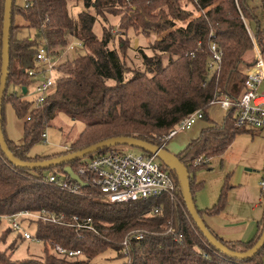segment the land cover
<instances>
[{
  "label": "trees",
  "instance_id": "obj_1",
  "mask_svg": "<svg viewBox=\"0 0 264 264\" xmlns=\"http://www.w3.org/2000/svg\"><path fill=\"white\" fill-rule=\"evenodd\" d=\"M70 1L12 2L9 74L1 100V118L3 133V112L6 103H10L16 116L23 119L19 144L3 133L10 151L22 161L65 155L114 136H131L159 146L164 136L190 112L200 109L203 119L211 121L207 113L210 101L239 98L246 71L253 63L249 58L254 41L264 53V21L257 15L264 0L196 3L193 0H75V5L82 3L76 15L68 10ZM3 3L0 0V55ZM110 16L118 17L116 39L110 31L113 25L106 27ZM17 18L21 21L17 22ZM249 20L255 22L254 29L250 28ZM97 21L102 22L100 35L94 32ZM131 33L153 38L145 46L150 54L138 49L139 68L126 67V54L122 53L124 40L129 41ZM74 40L82 41L83 52L73 57L67 47ZM114 42L118 48L113 46ZM212 44L221 52L218 70L208 67ZM39 47L58 62L51 68L50 93L42 103L34 105L24 98L22 91L31 83L26 69L35 64ZM129 72L131 75L126 77ZM58 113L84 122L82 132L61 151L31 155V147L45 138L44 128ZM245 128L235 126V110L230 108L220 123L211 121L197 138L174 155L191 175L205 165H194L197 158L220 155L232 144L235 135L248 131ZM107 152H113L112 147L99 149L86 158ZM143 155L151 154L144 150ZM87 159L33 170L11 164L0 149V215L45 210L62 216V224L40 220L27 223L34 224V235L41 236L44 257L40 260L13 259V251L24 239L15 235L8 243L11 228L1 230L0 264H98L94 259L106 250L114 252V259L124 258L120 264H264V246L253 258L236 260L207 242L187 211L178 176L163 163L174 180L176 202L167 194L110 202L88 184L82 186L80 194H73L48 182V175L57 179L70 177L64 171L68 166L77 174ZM192 177L189 180L193 195V184H202L195 183ZM224 188L228 190L229 186ZM226 189L212 207L197 209L201 218L222 211ZM72 216L78 220L90 218L96 232L67 225ZM263 226L264 215L258 234L248 242L221 238L207 227L227 248L244 251L257 241ZM131 230L142 232L144 237L132 238L125 255L121 242ZM56 244L67 251L79 250L81 254L69 257L58 253Z\"/></svg>",
  "mask_w": 264,
  "mask_h": 264
},
{
  "label": "built area",
  "instance_id": "obj_2",
  "mask_svg": "<svg viewBox=\"0 0 264 264\" xmlns=\"http://www.w3.org/2000/svg\"><path fill=\"white\" fill-rule=\"evenodd\" d=\"M199 0H193L198 2ZM236 2V0H234ZM249 28H247V31ZM83 47L80 40H74L68 44L67 50L76 54L78 48ZM212 52L211 62L208 64L210 70H218V63L221 60V52L216 49L215 44L211 45ZM253 63L246 71V78L243 91L239 98L230 100L227 97L210 101V104L219 105L226 113L230 108L235 110V126L253 127L255 129H264V90L260 87L264 85V53L256 44H254ZM35 64L26 69L27 75L33 81V90L36 94L32 101L34 105L42 103L44 98L52 89L53 76L51 68L56 64L57 60H52L47 56L43 47H39L35 54ZM204 113L200 109H196L181 119L175 126L164 136L162 146L171 139L177 132L189 129V127L197 120L202 119ZM152 155L135 154L132 152L124 153L114 150L100 154L97 157L84 161L83 167L77 171L83 183L96 188L102 196L108 198L110 202H126L136 199H146L157 197L161 194H167L170 200L177 201L174 180L158 163ZM208 159L202 157L197 158L193 163L200 165L207 162ZM89 175V176H88ZM90 177V178H89ZM48 182L57 185L61 190L73 194L81 193V184L72 177L56 178L54 175H48ZM261 189H264V180L259 182ZM0 219H4L9 223L12 233L19 235L22 239H35L39 241L41 236L30 233L26 224L30 221H44L50 223L62 224V216H54L45 210L33 212L30 210L18 211L9 214L0 215ZM67 225L74 226L78 229L96 230L91 223L90 218L78 220L76 216H72ZM28 226V224H27ZM121 242L122 252L128 254L129 243L132 238L143 239V233L131 230L124 236ZM42 240V239H41ZM55 250L58 253H66L69 257L80 255L79 250H65L61 245L56 244Z\"/></svg>",
  "mask_w": 264,
  "mask_h": 264
},
{
  "label": "rangeland",
  "instance_id": "obj_3",
  "mask_svg": "<svg viewBox=\"0 0 264 264\" xmlns=\"http://www.w3.org/2000/svg\"><path fill=\"white\" fill-rule=\"evenodd\" d=\"M75 0H71L68 2V10L72 15H76L82 7V3L79 1L77 5H75ZM258 19L262 22L264 21V3L257 11ZM19 19V18H18ZM117 20L118 17L110 16L108 17V21L106 23V27H111V32L114 34V38L116 39V30H117ZM250 28L254 29L255 22L253 20H249L248 22ZM94 32L97 35H100L102 32V22H95ZM115 32V33H114ZM124 40L125 51H122L123 54H126L125 57V65L126 67L139 68L140 61L137 60L138 49H143L146 53L150 54L147 51L146 47L148 43H150L153 38L143 36V34L135 35V33H131ZM254 41V40H253ZM254 44L257 45L256 41L253 43L252 54L249 60L252 61L254 51ZM113 46L118 48V43L114 42ZM112 47V44L110 48ZM258 47V45H257ZM259 48V47H258ZM83 52V47L78 48L75 52H68L70 56H76ZM131 73H127L126 77H129ZM28 91L23 94L25 99L34 100L36 94L34 93L33 87L31 84L28 86ZM260 90H264V85L260 87ZM17 93L20 92L16 88ZM223 98V97H222ZM211 107L216 108V111L220 116L222 115V110L219 108L220 106L217 104H208L207 111H209L210 115H212L210 109ZM12 108L10 103H6L5 109ZM214 114V113H213ZM216 114V113H215ZM214 114V115H215ZM204 124V120H198L193 123L189 129L184 131L177 132L171 139H169L165 145V147L173 153H177L176 151H181L188 143H190V133L192 129L196 126H202ZM84 127V122L79 120H73L69 116L64 115L63 113H58L55 118L44 128L45 138L43 140L37 141L29 152L31 155L35 154H53V152L60 151L66 148L69 140H73L78 134L82 132ZM187 139H189L187 141ZM187 141V142H185ZM232 144L224 150L220 155H213L209 157L207 163L202 165L201 167L195 169L193 174L191 172V177H194L195 183H201L202 186L200 189L201 196L203 197V202L205 204H209L210 207L213 206L214 203L217 202L222 190L226 189L224 186H229V189L226 191V201L223 211L225 214L222 216L221 225L224 222L223 217H228L227 219H232L233 221H237L238 211L245 205L243 203L242 194L249 193L252 195H258L260 193L259 182L264 178V129L260 130H250L247 132H241L235 135L233 138ZM112 150L124 152V153H135L142 154L143 151L137 147L131 145H114ZM87 159L86 156H83V160ZM158 163H162L161 160L155 159ZM192 177V178H193ZM241 183V185H239ZM230 186H234L230 189ZM197 207H199V201H195ZM251 206V205H250ZM201 209V208H198ZM202 208L201 210H204ZM247 213V212H246ZM219 213L215 214L218 215ZM229 222V221H225ZM24 224L30 233L34 234L35 225L29 224L27 226L26 221ZM9 223L0 219V232L3 229L9 228ZM15 234L11 233L8 237V243L11 241L12 237ZM225 239H236L234 235H229L228 237H224ZM238 238V237H237ZM4 245H1L3 247ZM43 250V242L40 239L36 241L35 239H25L18 244V247L13 251L12 257L13 259H25V257H31L37 260H40L44 257L42 254ZM124 258L114 259V252L111 250H106L101 253L97 258L94 259L98 264H120L124 262Z\"/></svg>",
  "mask_w": 264,
  "mask_h": 264
},
{
  "label": "water",
  "instance_id": "obj_4",
  "mask_svg": "<svg viewBox=\"0 0 264 264\" xmlns=\"http://www.w3.org/2000/svg\"><path fill=\"white\" fill-rule=\"evenodd\" d=\"M12 2L13 0H4L3 3V17H2V31H1V65H0V149L5 155V157L9 160V162L16 167L19 168H28V169H38V168H48L53 165L68 163V161L83 158L88 154L95 153L99 151V149L113 147L114 145H131L141 149L142 151H147L156 159L161 160L162 163L170 170L174 171L178 176V181L180 184V188L183 192V201L186 205L187 211L192 220L196 223L197 228L204 236L207 242H209L216 250L221 253L226 254L232 259L236 260H245L251 259L254 255L261 250L264 246V226L261 230V234L257 241L253 244L252 247L248 248L244 251H233L227 248L224 244H222L215 235H213L204 220L200 217L197 207L193 200L192 190H190V174L187 171L185 165L174 155L169 152L164 146L152 145L146 141L139 140L134 137H125V136H114L113 138L105 139L98 141V143L89 145L88 147L83 148L79 151L68 152L65 155L53 156V158L43 159L38 161H27L20 160L13 155L8 146L6 145L4 134L2 133V118H1V107H2V97L6 90V82L8 78V69L10 63L9 57V36L11 30V16H12ZM27 91L26 87H23V93L25 94ZM64 171L68 174V176L72 177L75 181L79 182L81 186L86 185L83 183L80 177L77 176L76 173L72 171V169L68 166L64 169Z\"/></svg>",
  "mask_w": 264,
  "mask_h": 264
},
{
  "label": "crops",
  "instance_id": "obj_5",
  "mask_svg": "<svg viewBox=\"0 0 264 264\" xmlns=\"http://www.w3.org/2000/svg\"><path fill=\"white\" fill-rule=\"evenodd\" d=\"M19 21H21V19L17 18V22H19ZM26 32H28V30L25 31L24 33H26ZM19 34L21 35L23 33L21 32ZM30 84L33 85L32 80H31ZM27 91H28V88H27ZM22 93H23V91H22ZM32 101L33 100H31V102ZM219 108L222 110L221 116H220V114L217 113L216 108H213V107H211V109H210L212 115H210L209 111L207 112V113H209L208 117L211 119V121L220 123L223 115L226 114V112L221 107H219ZM213 113L214 114L216 113V114L214 115ZM3 118H4L3 119V133H5L6 138H8L11 141L19 144L21 142L20 140H21L22 135H23V133H22L23 119H20L16 116L13 107L11 109L10 108L5 109V111L3 112ZM199 120H204V124L202 126L198 125L194 129H192V132L190 133L189 139H190V137H191V139L197 138L200 135L201 131L203 129H205V127H207L211 122L205 118L204 119L202 118ZM245 129H247L248 131L260 130V129H255L253 127H250V128L247 127ZM189 139H187V141ZM187 141H185V142H187ZM56 152H58V151H56ZM169 152H171V151L169 150ZM176 152H178V151H176ZM171 153H173V152H171ZM173 154H175V153H173ZM262 180H264V178ZM239 185H241V183H239ZM201 187L202 186H199V185L197 186V185L193 184V188H192L193 189V200H194V203H195V201H199V203H200L199 207H197V205L195 204L197 209L198 208L207 209L208 207H210V205L205 204L206 202H203V197L201 196V191H200ZM230 187H231L230 189H232L234 186H230ZM263 193H264V189H260V193L258 195H252L251 196L249 193H245V192L242 194L243 203L245 205L238 211V214H237L238 220L237 221H233L230 218L227 219L228 217L227 218L223 217L224 219H226L229 222L225 223L226 220H224V222L221 225L220 222L222 220L221 219L222 216H220V215L225 214V211H223L225 208L222 209V211L219 212L218 215H215V214H207L206 215V214H204L202 216V220H204L205 224L216 235L220 236L221 238L228 237L229 235H234L236 237V239H227V240H234V241L241 240L243 242H248V241L252 240L253 237H255L258 234V231L260 229L259 228L260 227V221L263 219V215H264V194Z\"/></svg>",
  "mask_w": 264,
  "mask_h": 264
}]
</instances>
